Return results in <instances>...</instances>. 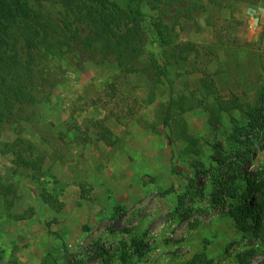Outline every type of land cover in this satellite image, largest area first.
<instances>
[{
    "label": "rangeland",
    "instance_id": "obj_1",
    "mask_svg": "<svg viewBox=\"0 0 264 264\" xmlns=\"http://www.w3.org/2000/svg\"><path fill=\"white\" fill-rule=\"evenodd\" d=\"M127 1L0 0V33L24 34L61 70L29 121L0 119V183L12 191H0V264L264 262V235L227 216L246 178L264 180V138L245 115L264 106V0H144L145 35L121 45L122 68L109 59L67 70L47 53L89 29L99 49L90 14L97 28L130 27ZM21 67L0 40V114Z\"/></svg>",
    "mask_w": 264,
    "mask_h": 264
},
{
    "label": "trees",
    "instance_id": "obj_2",
    "mask_svg": "<svg viewBox=\"0 0 264 264\" xmlns=\"http://www.w3.org/2000/svg\"><path fill=\"white\" fill-rule=\"evenodd\" d=\"M143 1H127L130 4H134L133 9H130L131 16L129 23L131 26L128 27V23L126 25L122 24V29L119 24H117L116 29L115 26L113 29L109 28L112 25L97 28L100 22H96V18H93L97 14L95 12L92 15L90 14L91 21L90 23L88 22V25L93 23L92 26L94 25L95 29L99 30L96 36L101 34L102 39L105 40L99 49L87 42V40L94 41V31L93 29H89L87 35L79 36L85 37V40H81L80 38L77 40L70 39V41L63 40L57 46L52 47L47 53L53 60H59L67 70H76L77 67L79 68L89 61L99 63L109 59L117 62L119 67L122 68L121 62L125 57L120 51L121 45L130 39L142 41L145 35L142 26L145 16L140 9ZM87 20L89 21V16ZM10 27L13 26L10 25ZM0 40L4 44L12 47L22 62L21 74L18 75L17 85L13 89L10 97L6 100V110L0 114V119L6 120L8 124L27 122L32 118L36 106L49 102L51 92L59 83L61 70L53 65H48L46 56L44 54L40 56V53L36 52V49L32 47L33 43L27 40L22 33L21 36L17 32L10 36H5L0 33ZM92 48L93 50L91 52L90 49ZM142 69L144 68L133 67L126 71V73L139 72ZM262 98L264 101V94ZM237 107V105L233 106L234 109ZM220 110L227 111L229 109L221 106ZM245 115L248 118L247 127L250 132H254L257 136L262 135L261 138H264V106L250 109ZM219 150L221 148L215 146L218 162L222 163L223 157ZM246 181L248 185L247 189L241 198H238L235 204L231 206L227 212V216L234 222L236 229L240 233L256 239L264 235V180L255 183V180L252 178H246ZM0 191L4 193L12 192L10 188L3 187L1 183ZM256 194L259 195V198L251 203V195ZM142 248L143 246L137 248V253L140 255H142ZM254 255L255 252L250 250L238 256V259L241 263H245L249 259H252ZM199 258L197 256L191 264H201ZM204 264L207 263L204 262ZM259 264H264V262Z\"/></svg>",
    "mask_w": 264,
    "mask_h": 264
},
{
    "label": "crops",
    "instance_id": "obj_3",
    "mask_svg": "<svg viewBox=\"0 0 264 264\" xmlns=\"http://www.w3.org/2000/svg\"><path fill=\"white\" fill-rule=\"evenodd\" d=\"M128 89L132 90V87L129 86ZM78 96H79V97L84 96V90H83L82 86H81V87L79 86V90H78V92L76 93V97H78ZM80 99H82V98H80ZM81 102H83V101L81 100ZM124 103H125L126 106H128V105L131 103V99L126 100ZM53 107H57L56 109L60 111V105H59V104L53 102ZM128 107H130V106H128ZM61 112H62V111H61ZM93 113H95V114H97V115H100L101 111H100L99 109H94L92 112L90 111V112L88 113V115H89V114H93ZM56 126L58 127V124H57ZM124 130H126L125 127H122L121 125H119L118 128H117V131H116L115 135H116L118 138L121 139L122 136H123L122 131H124ZM36 133L39 134V135H37V137H39L38 139H41V137H42V133H41L40 131L35 132V134H36ZM28 134H30V133L28 132ZM35 137H36V136H35ZM129 139H130V138H129ZM56 144H57V146H58L59 148H62V147H61V142H58V141H57ZM97 147H99V150H105V149H106L105 146H102V145H100L99 143L97 144ZM63 149H64V148H63ZM65 150H82V149H80V148L77 147V146H72V148H70V149H69V148H66ZM86 150H97V149H96V147H95L94 144H93V145H91V147L87 148Z\"/></svg>",
    "mask_w": 264,
    "mask_h": 264
}]
</instances>
